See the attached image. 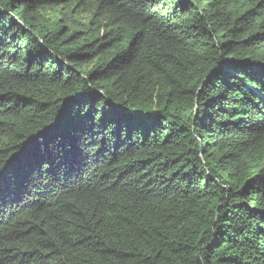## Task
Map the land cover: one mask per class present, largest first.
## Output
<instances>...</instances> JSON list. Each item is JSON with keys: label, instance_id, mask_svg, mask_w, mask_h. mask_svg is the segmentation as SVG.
Returning a JSON list of instances; mask_svg holds the SVG:
<instances>
[{"label": "trees", "instance_id": "obj_1", "mask_svg": "<svg viewBox=\"0 0 264 264\" xmlns=\"http://www.w3.org/2000/svg\"><path fill=\"white\" fill-rule=\"evenodd\" d=\"M0 264H264V0H0Z\"/></svg>", "mask_w": 264, "mask_h": 264}, {"label": "snow or ice", "instance_id": "obj_2", "mask_svg": "<svg viewBox=\"0 0 264 264\" xmlns=\"http://www.w3.org/2000/svg\"><path fill=\"white\" fill-rule=\"evenodd\" d=\"M112 118H113L112 112L108 110L104 105H101L100 108L96 109V113H94V119H97L99 121H106ZM41 163L44 162L42 161Z\"/></svg>", "mask_w": 264, "mask_h": 264}, {"label": "flooded vegetation", "instance_id": "obj_3", "mask_svg": "<svg viewBox=\"0 0 264 264\" xmlns=\"http://www.w3.org/2000/svg\"><path fill=\"white\" fill-rule=\"evenodd\" d=\"M105 57V55H100V54H97V56L95 57V58H104ZM90 61H92V60H90ZM100 62H103V61H100ZM87 64H86V66L89 68L91 65H95V64H93V62H90L89 64H88V62H86Z\"/></svg>", "mask_w": 264, "mask_h": 264}, {"label": "water", "instance_id": "obj_4", "mask_svg": "<svg viewBox=\"0 0 264 264\" xmlns=\"http://www.w3.org/2000/svg\"><path fill=\"white\" fill-rule=\"evenodd\" d=\"M94 55H90L88 58H87V61H89L90 59L93 58Z\"/></svg>", "mask_w": 264, "mask_h": 264}, {"label": "rangeland", "instance_id": "obj_5", "mask_svg": "<svg viewBox=\"0 0 264 264\" xmlns=\"http://www.w3.org/2000/svg\"><path fill=\"white\" fill-rule=\"evenodd\" d=\"M51 2H52L54 5H56L55 2H53V1H51ZM89 68H90V67H89Z\"/></svg>", "mask_w": 264, "mask_h": 264}]
</instances>
